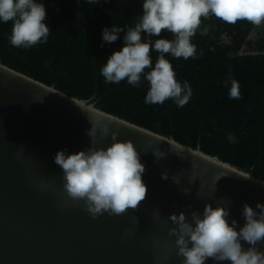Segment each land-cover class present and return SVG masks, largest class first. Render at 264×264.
Instances as JSON below:
<instances>
[{"label": "water", "instance_id": "obj_1", "mask_svg": "<svg viewBox=\"0 0 264 264\" xmlns=\"http://www.w3.org/2000/svg\"><path fill=\"white\" fill-rule=\"evenodd\" d=\"M92 124L95 147L110 146L115 132L140 154L147 190L135 210L93 218L84 201L65 192L54 157L86 150ZM154 152L166 156L156 160ZM163 172L169 180L161 179ZM225 202L229 221L243 226L242 206L264 203V180L0 63V264H183L169 235L170 215L183 211L190 219L191 211ZM257 247L264 252V243Z\"/></svg>", "mask_w": 264, "mask_h": 264}, {"label": "trees", "instance_id": "obj_2", "mask_svg": "<svg viewBox=\"0 0 264 264\" xmlns=\"http://www.w3.org/2000/svg\"><path fill=\"white\" fill-rule=\"evenodd\" d=\"M38 2L46 8L47 43L30 49L13 47L9 41L13 23H0V63L264 180V23L254 26L246 20L229 24L214 16L201 18V29L207 28L208 34L201 35L198 29L192 37L198 58L175 59L165 54L177 81H187L193 90L190 101L180 108L171 99L162 105L146 104L149 82L143 76L141 85L133 87L126 80L106 84L100 74L143 14V0H101L97 5L85 0ZM112 26L124 32L108 44L102 40V31ZM160 38L171 41L174 36L162 30L160 37L150 39ZM158 56L150 51L153 67ZM229 75L238 81L241 99L229 98L230 86L224 87ZM230 134L236 143L229 142Z\"/></svg>", "mask_w": 264, "mask_h": 264}, {"label": "clouds", "instance_id": "obj_3", "mask_svg": "<svg viewBox=\"0 0 264 264\" xmlns=\"http://www.w3.org/2000/svg\"><path fill=\"white\" fill-rule=\"evenodd\" d=\"M85 2L97 5L101 0ZM142 9L138 22L123 36V47L108 57L100 74L106 84L126 80L133 87L141 85L143 76L149 82L144 98L149 105H162L171 99L177 107L183 108L192 98L191 85L187 81H177L165 54L170 53L175 59L198 58L192 37L201 29V18L214 16L229 24L246 20L254 26L264 23V0H143ZM45 20L44 2L0 0V23H13L9 37L13 47L30 49L47 43L50 29ZM162 30L172 33L174 39L160 38L153 42L150 38L160 37ZM122 32L124 29L116 26L104 28L102 40L112 44L121 38ZM142 33L147 39L142 40ZM200 34L207 35L208 29H201ZM150 51L159 53L154 67ZM229 86V98L241 99L240 85L231 75L224 81V87ZM102 131L108 135L106 127ZM96 134L97 126L92 124L87 133L90 146L86 150L69 154L65 149L56 153L54 163L63 172L65 192L72 200L84 201L85 211L93 218L105 212L118 216L128 209L135 210L145 200L147 190L142 181L145 166L140 154L131 141L120 142L115 132L111 134L110 146L97 148L94 146ZM228 140L236 143L234 134H230ZM153 155L161 160L166 153L154 152ZM161 179L167 181L170 177L163 172ZM220 179V176L214 178L213 191ZM171 180L180 185L179 177L172 176ZM182 191L187 195L190 189ZM230 213L225 202L215 207L206 204L202 213L191 211L190 219L183 211L170 215L175 227L169 230V235L175 237L177 255L184 258L183 264H206L209 259L215 264L225 261L264 264V252L257 247L264 243V203H257L255 207L247 203L242 206L243 226L235 219L229 221Z\"/></svg>", "mask_w": 264, "mask_h": 264}]
</instances>
